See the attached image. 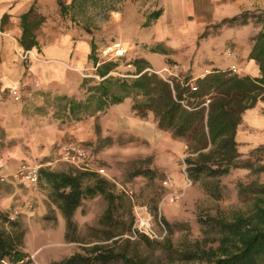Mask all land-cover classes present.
Listing matches in <instances>:
<instances>
[{"label":"rangeland","instance_id":"rangeland-1","mask_svg":"<svg viewBox=\"0 0 264 264\" xmlns=\"http://www.w3.org/2000/svg\"><path fill=\"white\" fill-rule=\"evenodd\" d=\"M48 1L49 5L54 3V0ZM126 1L119 4L121 11L116 19L112 18L109 10L99 6L89 7L83 12L71 11L65 19V22L72 19L73 26L88 28L97 42L96 55L102 59L120 57L115 47L120 44L126 58L119 69L111 73L115 76H125V71L130 69L125 64L138 57H145L163 77L191 71L197 78L199 70L229 69L227 67L234 62L229 50L234 51L236 45L257 30L252 22L237 28L236 32L218 27L224 19L218 6L214 22H201L195 10L197 0ZM261 5L264 6V0H248L242 6L257 10ZM157 9H163L165 15L154 21V26L145 27L149 15ZM224 13H229L228 6L224 7ZM156 43L172 47L173 52L169 55L150 52L148 47ZM41 52L34 51L36 58L31 55L22 57L23 50L16 54L30 66L32 61L42 60ZM80 53L82 55V49ZM57 56L64 58L61 54ZM72 58L66 59L69 64L66 66L34 65V71L40 68L41 74L48 76L36 77L28 71L20 82L2 90L0 96V172L6 176V180L0 182V211L21 220L27 227L25 250L31 254L30 264H52L82 252L86 246L98 242L113 244V240H104L107 235L101 219L108 204L102 197H97L85 200L77 211L74 218L77 230L71 233L77 241H68L65 237L66 221L51 204L49 184L42 178L37 185L25 180L19 174L24 165L39 172L42 168L68 170L74 166L98 172L115 182L118 191L127 193L133 205L130 210L126 203L116 214L117 231L128 225L131 211L134 217L132 230L139 216L149 214L162 236L156 240L149 238L153 242L148 243L140 239L143 234L133 238L131 230L121 236L117 249L137 253L148 263L178 264L179 254L196 247V242H200L203 248L217 247L218 243L212 239L219 233L211 226L213 221L210 218L224 217L231 221L237 214L250 215L254 211V199L240 197L238 182L248 181L255 175L247 169L234 170L222 178V198H212L200 182H194L187 176L188 140L175 138L159 129L152 113L145 118L137 117L131 109V99L81 120L57 118L54 115L57 109L52 101L54 97L67 94L84 98L85 92L80 89L82 79L93 76L95 72L91 60L82 67H74L80 64L74 58V52ZM236 64L245 67L244 60ZM45 94L49 95L53 106L47 107L49 114L42 115L36 107L46 105ZM109 138L112 139L111 144L106 141ZM257 146L245 148L242 144V157H249L250 149ZM74 148L86 153L85 160H68L67 153L71 151L74 154ZM254 159L256 163L264 164V152L254 155ZM144 162L158 170V178L154 182L144 177L130 179V171ZM261 179L264 180V175ZM155 206L158 207V218L152 212ZM141 208H145L147 214ZM163 218L172 225L182 224L183 227L169 235ZM206 220L210 223L202 222ZM126 239L131 243L126 244ZM186 264L205 263L193 261Z\"/></svg>","mask_w":264,"mask_h":264},{"label":"trees","instance_id":"trees-1","mask_svg":"<svg viewBox=\"0 0 264 264\" xmlns=\"http://www.w3.org/2000/svg\"><path fill=\"white\" fill-rule=\"evenodd\" d=\"M122 0H73L65 5L59 0L61 15L83 12L89 7H102L112 11H121ZM163 15V9L153 11L145 27H152L154 21ZM74 16V15H73ZM23 34L19 40L25 51L40 45L36 31L45 21L33 6L21 17ZM253 23L256 32L251 37L252 49L249 58L255 61L260 75H241L229 69L213 68L203 77L195 78L191 71L163 77L154 70L145 57L135 58L125 65L130 67L125 76H115L125 61V55L102 59L96 55L97 44L93 38L89 60L95 72L91 77L82 79L80 89L85 92L82 99L67 94L58 95L52 100L57 109L54 115L61 119L81 120L87 116L106 112L110 107L120 105L127 99L132 100L131 109L139 118L152 113L159 129L171 133L175 138L188 140L189 156L185 159L187 176L194 182H200L204 191L216 200L223 196L222 178L234 170L247 169L254 174L248 181L238 182V193L244 199H254V211L246 216L237 214L228 221L224 217L210 218L211 226L218 229L219 236L212 239L217 247L203 248L200 242L196 247L182 251L178 257L180 263L200 261L205 264H264V164L256 163L254 155L264 152V144L252 150L249 157H242L237 141L239 129L243 125L244 115L264 103V10H245L239 15L223 19L218 27L228 29ZM207 33V31H206ZM205 33V34H206ZM149 48L152 53L169 55L173 49L164 43H156ZM99 78V79H97ZM196 87L197 89H194ZM1 88V85H0ZM46 105L36 107L39 114H49L52 101L48 94ZM108 144L112 139L106 140ZM142 163L129 173L130 179L144 177L149 182L158 178V170ZM41 178L50 188V200L66 221L68 241H77L71 233L76 232L75 215L83 202L102 197L108 207L101 219L106 229L105 241L86 246L82 252H76L52 264H153L148 263L137 253L127 249L118 250L121 236L131 232L134 217L130 211V222L117 231L115 216L126 203L132 205L131 198L125 192H119L117 184L95 171H87L74 166L68 170L42 168ZM158 218V207L152 208ZM169 235L183 227L172 225L163 218ZM210 223V221H202ZM116 229V230H115ZM27 227L19 219H11L9 214L0 211V264H30L31 254L25 250ZM140 239L152 243L146 235ZM130 244L129 239L125 240ZM185 262V263H184Z\"/></svg>","mask_w":264,"mask_h":264},{"label":"crops","instance_id":"crops-1","mask_svg":"<svg viewBox=\"0 0 264 264\" xmlns=\"http://www.w3.org/2000/svg\"><path fill=\"white\" fill-rule=\"evenodd\" d=\"M61 1L68 6L71 5L73 0ZM131 1L127 0L126 2L130 3ZM48 2V0H0V96L2 90L20 82L28 71L36 77H41L42 75L44 77L48 76L41 74L40 68L34 71V65L59 64L66 66L69 65L66 59H73V52L74 58L76 57L80 64V66L74 67H82L88 63L92 49L91 43L94 37L90 35L87 27L73 26L72 19L69 22H65V19L70 16L71 10L68 15L62 16L58 4L59 0H54L52 5H49ZM247 2L248 0H197L195 10L201 22L205 23L207 21V23H211L215 21L214 13L217 6L220 8V13L225 19L239 15L245 10H253L247 6H242L244 3L246 5ZM33 6L36 7L40 15L45 17V21L36 31L40 50L37 48L32 49L36 52L42 51L43 58L40 61H32L30 66H27L18 58L16 53L17 51L24 50L19 42L23 34L21 17ZM227 6L229 13L225 14L224 7ZM261 6V9L264 10V6ZM231 9L237 12L234 14L230 13L232 12ZM111 13L113 19L120 16V11H112ZM237 28H231L230 31L236 32ZM252 35L250 34L249 37L245 38L243 43L236 45L234 51L229 50V56L233 58L234 62L227 68L229 70L235 69V73L241 75L256 77L260 75L259 66L249 58L252 49V42L250 40ZM95 43L97 44L96 41ZM81 49L83 50L82 55L81 53L79 54ZM58 54L63 55L64 58H60L57 56ZM241 60L245 61V67L236 64V62ZM193 69L195 72L197 71L195 67ZM212 69L199 70V74H196L197 78L203 77L211 72ZM237 141L243 144L245 148L260 145L264 141L263 102H259L255 108L245 113L243 125L237 135Z\"/></svg>","mask_w":264,"mask_h":264},{"label":"built area","instance_id":"built-area-1","mask_svg":"<svg viewBox=\"0 0 264 264\" xmlns=\"http://www.w3.org/2000/svg\"><path fill=\"white\" fill-rule=\"evenodd\" d=\"M115 47L117 48V54L119 56L124 55V51L122 49H120V44H116ZM29 55L34 56L36 58V55L34 53L33 50H28L25 51L23 50V53H21V56L26 58ZM234 73H235V69H233ZM194 89H197L196 87H194ZM17 93V92H15ZM74 154L71 153V151H68L67 153V158L69 161L72 162H76V160H85L86 158V153L82 150V149H76L74 148ZM19 174L28 182H30L33 185H37L40 180H41V174L38 171V169H35L33 167H27V166H22L19 170ZM6 180V176L4 174H2L0 172V182H4ZM143 209L145 212V214H147V211L145 208H141ZM144 214V215H145ZM11 219H15L14 216L11 217ZM132 237H137L138 234H143L146 235L147 237H149L152 240H156V239H160L162 238V236L159 235V233L157 232L154 224L151 221V217L149 214L145 215V216H139L136 224L132 230Z\"/></svg>","mask_w":264,"mask_h":264}]
</instances>
